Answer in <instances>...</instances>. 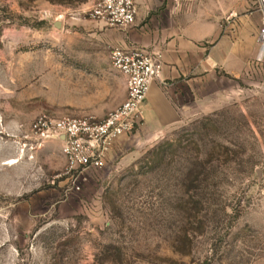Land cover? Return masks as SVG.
Returning <instances> with one entry per match:
<instances>
[{"label":"rangeland","instance_id":"374dc122","mask_svg":"<svg viewBox=\"0 0 264 264\" xmlns=\"http://www.w3.org/2000/svg\"><path fill=\"white\" fill-rule=\"evenodd\" d=\"M91 6L0 0V264H264L258 52L219 70L220 99L151 101L102 167L73 170L38 139L41 117H104L127 97L111 52L131 27Z\"/></svg>","mask_w":264,"mask_h":264},{"label":"crops","instance_id":"0c3cea01","mask_svg":"<svg viewBox=\"0 0 264 264\" xmlns=\"http://www.w3.org/2000/svg\"><path fill=\"white\" fill-rule=\"evenodd\" d=\"M136 22L118 46L158 51L163 56L164 87L155 81L145 114L154 99H220L219 70L239 75L257 54L261 13L244 11L250 0H137ZM254 21V24H251ZM173 81V83H170ZM234 92V85L230 86ZM229 93V87H226ZM153 99V100H152ZM155 106L154 104H152ZM170 105L165 110L171 113ZM147 117V116H146Z\"/></svg>","mask_w":264,"mask_h":264},{"label":"built area","instance_id":"2783aa9c","mask_svg":"<svg viewBox=\"0 0 264 264\" xmlns=\"http://www.w3.org/2000/svg\"><path fill=\"white\" fill-rule=\"evenodd\" d=\"M256 2L261 13L256 62L264 64V0ZM137 14V0H92L90 9L93 19L116 28L131 27ZM111 63L126 77L127 97L106 116L86 114L53 120L41 117L33 125L38 139H56L61 143V152L73 170L102 167L115 143L142 124L152 84L155 81L164 87L168 84L163 77V56L158 51L115 46Z\"/></svg>","mask_w":264,"mask_h":264},{"label":"water","instance_id":"95a60500","mask_svg":"<svg viewBox=\"0 0 264 264\" xmlns=\"http://www.w3.org/2000/svg\"><path fill=\"white\" fill-rule=\"evenodd\" d=\"M55 25H56L57 27L60 26V22L57 21V22L55 23Z\"/></svg>","mask_w":264,"mask_h":264}]
</instances>
